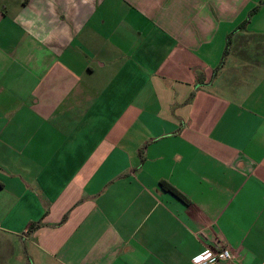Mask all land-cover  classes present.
<instances>
[{"label": "crops", "instance_id": "1", "mask_svg": "<svg viewBox=\"0 0 264 264\" xmlns=\"http://www.w3.org/2000/svg\"><path fill=\"white\" fill-rule=\"evenodd\" d=\"M259 1L0 0V264H264Z\"/></svg>", "mask_w": 264, "mask_h": 264}, {"label": "built area", "instance_id": "2", "mask_svg": "<svg viewBox=\"0 0 264 264\" xmlns=\"http://www.w3.org/2000/svg\"><path fill=\"white\" fill-rule=\"evenodd\" d=\"M231 258L230 252L223 246L205 247L190 258V264H216Z\"/></svg>", "mask_w": 264, "mask_h": 264}, {"label": "trees", "instance_id": "3", "mask_svg": "<svg viewBox=\"0 0 264 264\" xmlns=\"http://www.w3.org/2000/svg\"><path fill=\"white\" fill-rule=\"evenodd\" d=\"M263 0H260L259 2H262ZM257 9V5L254 6L247 14V16L245 17L244 20H242V22H240V24L237 25V27H243L249 18V15L254 12ZM225 52V50H224ZM158 185L161 189L168 191L170 194H172L173 196H175L177 199L181 200L182 202H187V199L178 191L176 190L173 186H171L169 183L163 181V180H159L158 181ZM37 225V223H29L27 224V228L26 230L32 228L33 226Z\"/></svg>", "mask_w": 264, "mask_h": 264}]
</instances>
